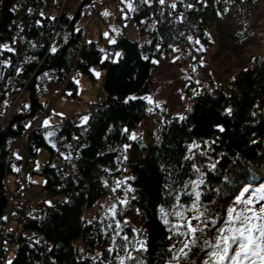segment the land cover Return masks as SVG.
<instances>
[{"label": "trees", "instance_id": "1", "mask_svg": "<svg viewBox=\"0 0 264 264\" xmlns=\"http://www.w3.org/2000/svg\"><path fill=\"white\" fill-rule=\"evenodd\" d=\"M85 1L0 0V135L30 112L38 73L34 113L17 120L0 145V199L10 201L0 215V264H264V220L252 217L264 218V0H90L79 18L88 8L85 20L99 28V8L106 7L147 38L122 34L103 46L101 37L89 39L85 27L77 28L79 18L70 43L72 18ZM257 9L263 34L249 65L228 84L200 89L183 117L166 121L145 143L131 140L148 115L149 103L137 94L154 61L192 40L209 45L216 35L224 44L233 19L240 14L251 23ZM117 49L122 56L112 60ZM94 66L104 70L97 100L84 119L63 117L47 138L42 118L60 97L78 96L79 77L94 81ZM51 80L59 91L49 92ZM25 91L29 97L21 99ZM212 137L213 165L197 191L190 146ZM20 146L24 162L16 155ZM40 148L49 158L35 166ZM125 167L140 228L110 215L81 225L83 210L113 194ZM29 173L45 179L39 186L47 197L35 205L24 196L34 187ZM196 215L201 224L192 231ZM79 238L100 248L99 256L77 257Z\"/></svg>", "mask_w": 264, "mask_h": 264}, {"label": "rangeland", "instance_id": "2", "mask_svg": "<svg viewBox=\"0 0 264 264\" xmlns=\"http://www.w3.org/2000/svg\"><path fill=\"white\" fill-rule=\"evenodd\" d=\"M102 18L97 17L100 27L97 28L90 22L85 20L83 16L77 22V28L85 27L89 39L98 41L101 37L103 46L105 41L112 42L114 37L126 34L129 38L137 40L140 43L147 40L146 36L137 34L135 26L121 22L114 14L111 15L106 7L99 8ZM251 23L244 21L242 15L236 16L229 24V28H225L226 35L224 44L220 43L218 36L213 35L210 44L206 45L194 40L189 45L176 46L169 53L163 54L154 61V67L151 71L150 78L143 90L137 96L146 99L149 103V111L145 120L139 128L132 133L131 140L145 143L152 138L159 127L173 117H183L190 109L191 102L195 94L202 88L208 87L214 89L222 84H228L233 76L240 70L247 67L251 59L258 53L263 29L257 26L262 21L261 9H257L254 13ZM92 20V19H91ZM242 27H249L248 32L242 31ZM253 26L257 29H253ZM113 32V34H112ZM113 36V37H112ZM219 40V41H218ZM246 44L245 48L242 46ZM240 50L241 52H238ZM122 56V50H115L112 60H117ZM95 80H91L88 76L82 75L77 79L79 86L78 96L73 99H57V106L54 110L42 118L44 128H47L46 136L49 138L54 131L53 127L63 122V117L69 115H79L80 119H84L88 103L95 102L100 94L101 77L104 70L99 66L92 68ZM47 89L50 91H59V85L53 80L49 83ZM29 97V92L25 91L22 95ZM45 95H39L41 101H45ZM71 118V117H70ZM215 138L206 139L202 142H195L190 146V155L193 157L196 166L197 179L195 181V189L198 191L204 180L208 168H212L213 159L211 156V146ZM49 142L55 145V141L49 139ZM131 150V144L124 147ZM16 155L25 160L26 151L23 147H18ZM48 150L40 148L35 158V166L45 163L48 160ZM129 158V151L126 153V159ZM14 173H9L6 177V187L9 192L14 189ZM29 179L34 183V187L26 189L24 196L28 201L35 205L47 195L44 191H40V186L44 184L45 179L42 175L29 173ZM130 174L128 168L125 167L123 175L116 181L113 194L100 198L94 207L85 208L81 216V225L87 222L101 218L105 215L114 216L117 222L124 221L125 224L132 226L134 232L140 228V219L138 217L137 208L132 203L133 188L130 184ZM24 184V182H23ZM50 200V199H49ZM253 218L263 219L261 213L253 214ZM253 222L256 228L261 221ZM201 217L196 215L189 222L191 230L200 228ZM78 253L77 257H98L100 248L89 249L82 244L81 239L74 241Z\"/></svg>", "mask_w": 264, "mask_h": 264}, {"label": "water", "instance_id": "3", "mask_svg": "<svg viewBox=\"0 0 264 264\" xmlns=\"http://www.w3.org/2000/svg\"><path fill=\"white\" fill-rule=\"evenodd\" d=\"M89 1H90V0H86L85 2H83V3L81 4V6L79 7V9L77 10V12L75 13L74 17L72 18V21H71L72 38H71V40H70V43L73 41V37H74V31H75V30H74V24H75L76 20L79 18L80 14H81V11H82V9H83V6H84L87 2H89ZM57 65H59V63H58ZM39 73H40V72H39ZM37 74H38V73H37ZM37 74L33 77L32 93H31V95H30V101H31V105H30L31 110H30V112H29L27 115H25V116H24V115H23V116H21V115H17V116H15V117L10 121V123H9V125H8V127H7V131H6L5 133H2V134L0 135V145H2L3 140L5 139L6 135H7L8 133H10V131H11V129H12V125H13L17 120L22 119V118H26V117H30V116L34 113V111H35V109H36V105H37V99L35 98V88H34L35 78H36ZM3 178H4V176L1 175V176H0V189L2 188ZM6 206H7V198H6V196H4V195L1 194V199H0V215H1L2 211L6 208Z\"/></svg>", "mask_w": 264, "mask_h": 264}, {"label": "bare ground", "instance_id": "4", "mask_svg": "<svg viewBox=\"0 0 264 264\" xmlns=\"http://www.w3.org/2000/svg\"><path fill=\"white\" fill-rule=\"evenodd\" d=\"M100 25V24H99Z\"/></svg>", "mask_w": 264, "mask_h": 264}]
</instances>
